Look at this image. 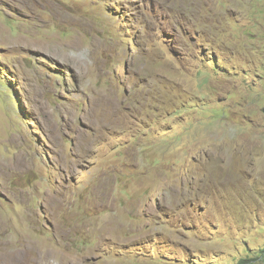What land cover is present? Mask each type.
<instances>
[{
	"label": "rangeland",
	"instance_id": "374dc122",
	"mask_svg": "<svg viewBox=\"0 0 264 264\" xmlns=\"http://www.w3.org/2000/svg\"><path fill=\"white\" fill-rule=\"evenodd\" d=\"M264 264V0H0V264Z\"/></svg>",
	"mask_w": 264,
	"mask_h": 264
},
{
	"label": "trees",
	"instance_id": "16d2710c",
	"mask_svg": "<svg viewBox=\"0 0 264 264\" xmlns=\"http://www.w3.org/2000/svg\"><path fill=\"white\" fill-rule=\"evenodd\" d=\"M240 264H249L246 260H241Z\"/></svg>",
	"mask_w": 264,
	"mask_h": 264
}]
</instances>
